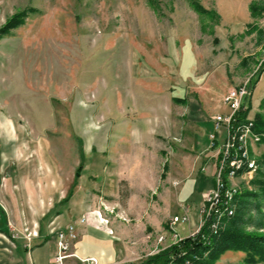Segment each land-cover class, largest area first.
<instances>
[{"label":"rangeland","instance_id":"1","mask_svg":"<svg viewBox=\"0 0 264 264\" xmlns=\"http://www.w3.org/2000/svg\"><path fill=\"white\" fill-rule=\"evenodd\" d=\"M196 1L208 12L190 0H0V29L23 15L0 31L2 223L27 235L73 226L67 264L75 257L103 264L75 252L92 229L114 246L113 264L145 262L197 234L205 224L201 202H169L176 195L166 187L167 166L180 139L174 123L187 101L243 84L252 91L245 117L261 138L250 147L256 168L231 185L237 196L257 190L254 180L264 172V132L255 126L259 115L264 121V0ZM170 112L168 133L162 122ZM154 115L162 122L149 128ZM131 120L142 122L140 164L158 169V183L135 188V199L119 204L133 191L121 184L119 200V153H130L124 123ZM196 144L206 147L202 137ZM187 212V222L170 226ZM246 256L228 249L216 264H264Z\"/></svg>","mask_w":264,"mask_h":264},{"label":"crops","instance_id":"2","mask_svg":"<svg viewBox=\"0 0 264 264\" xmlns=\"http://www.w3.org/2000/svg\"><path fill=\"white\" fill-rule=\"evenodd\" d=\"M209 93L212 94L205 95L207 97L209 96V100L205 98L198 100L195 98L187 101V108L182 114L183 119H180L179 123H174L175 127H179L177 132L178 136L175 137L180 139H176L177 142L172 147L174 148L172 152L173 159L170 162V166H167V168H170L169 172L167 169L169 175H167L168 185L166 187L169 188V192L171 190V193H173L172 189H174V194L176 195L169 201L171 204L172 201L175 204H184L187 201H192L194 204L200 201L202 205L203 193L215 185V171L217 166L215 154L217 150L210 147V136L215 132L213 116L217 112H221L219 108L223 107V109H227L225 112L228 111V108L223 102L225 93L221 94V92L217 93L216 91ZM179 97L181 98H178V101L179 99H186L183 94H179ZM174 100L176 99L174 98ZM155 116L153 119L150 117L147 118L150 124L149 128L153 124L159 125L162 122V118H156ZM169 116L166 117L162 124L164 129L168 133H171L172 119L170 118L173 117L171 112ZM152 121L153 123H151ZM141 123L140 121L137 124L135 120L124 123L127 126H131L129 129L132 147L130 153L124 150L121 151L122 153H119V200L121 197V184L125 183L127 188L133 191L125 197L124 201H119V204L128 203L129 200L135 199V188L141 187L142 189H147L157 187L158 181L156 173L158 169L155 168V170L146 171L144 169L145 166L140 164V154L142 152L141 144L138 141L140 132L143 133V129L139 127ZM177 124H180V126H177ZM207 126H209V131L205 130ZM210 127H213L214 132L210 131ZM148 136L145 135V139ZM197 137H202L205 140V148L202 145L199 146L196 144ZM167 138L172 139V136H167ZM181 141L183 143L178 144ZM172 182L174 188L171 184ZM140 203L148 204L150 201L144 199ZM95 233L96 231L94 232L93 229L90 230L76 244V255L78 257L95 255L100 259L101 263L113 264L112 260L115 259L116 255L114 246L105 245L108 239L105 237L106 235L99 236ZM56 235L51 227L41 228L40 233L36 235L32 233L27 235L24 232H16L11 225L0 221V264H53L58 251ZM103 238L104 240H101ZM79 261L75 257L69 259L68 262L70 264H81Z\"/></svg>","mask_w":264,"mask_h":264},{"label":"built area","instance_id":"3","mask_svg":"<svg viewBox=\"0 0 264 264\" xmlns=\"http://www.w3.org/2000/svg\"><path fill=\"white\" fill-rule=\"evenodd\" d=\"M248 84L237 85L230 88L223 97L227 112H219L213 116L215 132L211 134L210 147L216 149L217 168L215 185L203 193V202L200 213L204 223L208 222L210 228L218 231L220 220L232 216L235 212L236 188L231 180L238 174L250 176L256 168V163L250 157V147L258 143L260 135L254 132L252 120L245 117L247 99L251 94ZM189 214L174 216L170 222L173 228L177 223L187 222ZM73 226L60 230L57 235L58 251L55 255V264H67L69 254V235L73 236ZM85 264H99L97 258H86Z\"/></svg>","mask_w":264,"mask_h":264},{"label":"trees","instance_id":"4","mask_svg":"<svg viewBox=\"0 0 264 264\" xmlns=\"http://www.w3.org/2000/svg\"><path fill=\"white\" fill-rule=\"evenodd\" d=\"M190 1L197 12H208L196 0ZM252 9L254 15L260 12L256 4ZM22 19L23 15L13 16L0 31L7 32ZM255 126L264 132L261 115L257 117ZM254 183L257 190H246L236 197L235 212L220 220L219 231L213 232L205 222L197 234L180 239L139 264H216L217 258L228 249L245 251V260L249 263L264 258V172H259Z\"/></svg>","mask_w":264,"mask_h":264}]
</instances>
